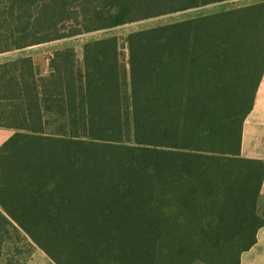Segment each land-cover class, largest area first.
Listing matches in <instances>:
<instances>
[{
  "label": "trees",
  "instance_id": "obj_1",
  "mask_svg": "<svg viewBox=\"0 0 264 264\" xmlns=\"http://www.w3.org/2000/svg\"><path fill=\"white\" fill-rule=\"evenodd\" d=\"M226 0H0V53ZM0 64V264L28 235L56 264H241L264 226L242 155L264 2ZM244 63L240 67V60ZM6 257V258H5ZM4 258V262H2Z\"/></svg>",
  "mask_w": 264,
  "mask_h": 264
},
{
  "label": "rangeland",
  "instance_id": "obj_2",
  "mask_svg": "<svg viewBox=\"0 0 264 264\" xmlns=\"http://www.w3.org/2000/svg\"><path fill=\"white\" fill-rule=\"evenodd\" d=\"M264 2V0H226L222 2L212 3L198 8L177 11L170 14L151 17L135 22H129L120 26L87 32L81 35L67 37L63 39L53 40L26 48L10 50L0 53V64L9 62L18 58L31 56L41 69V78H49L51 74L50 57L55 51L67 47H73L81 62H83V48L87 42L106 37L117 36L121 44V52L123 58L128 61L129 48L128 36L130 33L142 29H147L159 25L169 24L196 16L211 15L225 10L241 8L253 4ZM244 63V59L240 60V67ZM246 120V119H245ZM245 123V122H244ZM0 145H2L13 134V130L0 129ZM259 211L264 213V201L259 204ZM5 254L7 258L13 255L23 261L24 264H56L31 238L22 233L20 240H14L6 244ZM5 257V258H6ZM4 262V258L2 260ZM194 264H228L222 257L215 256L208 250H200L196 254Z\"/></svg>",
  "mask_w": 264,
  "mask_h": 264
},
{
  "label": "crops",
  "instance_id": "obj_3",
  "mask_svg": "<svg viewBox=\"0 0 264 264\" xmlns=\"http://www.w3.org/2000/svg\"><path fill=\"white\" fill-rule=\"evenodd\" d=\"M0 129L8 128L0 127ZM242 155L264 161V75L256 94L254 108L244 123ZM263 201L264 182L259 204ZM241 264H264V226L257 233L256 244L242 253Z\"/></svg>",
  "mask_w": 264,
  "mask_h": 264
}]
</instances>
